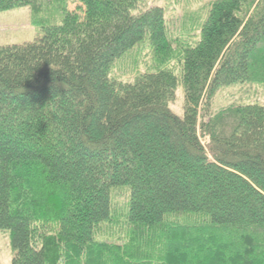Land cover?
I'll use <instances>...</instances> for the list:
<instances>
[{"label":"trees","instance_id":"1","mask_svg":"<svg viewBox=\"0 0 264 264\" xmlns=\"http://www.w3.org/2000/svg\"><path fill=\"white\" fill-rule=\"evenodd\" d=\"M157 3L0 0L39 30L0 46L11 264H264V106L215 104L264 85V0H207L179 28ZM137 47L151 63L123 81Z\"/></svg>","mask_w":264,"mask_h":264},{"label":"rangeland","instance_id":"2","mask_svg":"<svg viewBox=\"0 0 264 264\" xmlns=\"http://www.w3.org/2000/svg\"><path fill=\"white\" fill-rule=\"evenodd\" d=\"M207 0H168L167 5L162 0H158L159 5L165 6L167 15L174 22V28H179L184 22L186 15L192 14V18H197L199 7H203ZM184 7H186L184 9ZM70 9L74 5L70 3ZM45 19L50 20L49 12L43 11ZM192 23L188 22L187 26ZM39 30L32 24V14L29 8H20L0 13V46L20 45L30 43L35 40ZM142 47H137L130 57L125 61L121 74V80L130 81L135 72L144 71L151 63L149 57H143ZM142 50V51H141ZM143 57V58H142ZM141 58V59H140ZM136 61V63H135ZM127 70L132 72H127ZM115 74V75H117ZM255 103L264 106V85H249L241 89L227 88L222 90L215 100L216 108L229 103ZM183 95L180 87L175 91L173 102L169 104V109L178 116L182 115ZM13 252L10 247L9 234L0 231V264H11Z\"/></svg>","mask_w":264,"mask_h":264}]
</instances>
